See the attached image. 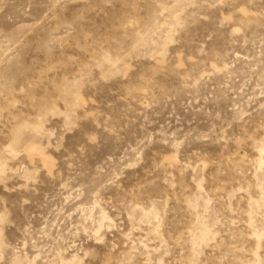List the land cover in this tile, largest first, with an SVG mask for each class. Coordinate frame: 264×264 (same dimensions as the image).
Instances as JSON below:
<instances>
[{
    "label": "rangeland",
    "instance_id": "374dc122",
    "mask_svg": "<svg viewBox=\"0 0 264 264\" xmlns=\"http://www.w3.org/2000/svg\"><path fill=\"white\" fill-rule=\"evenodd\" d=\"M0 264H264V0H0Z\"/></svg>",
    "mask_w": 264,
    "mask_h": 264
},
{
    "label": "snow or ice",
    "instance_id": "6c2138e0",
    "mask_svg": "<svg viewBox=\"0 0 264 264\" xmlns=\"http://www.w3.org/2000/svg\"><path fill=\"white\" fill-rule=\"evenodd\" d=\"M0 222H3L2 218H0Z\"/></svg>",
    "mask_w": 264,
    "mask_h": 264
}]
</instances>
